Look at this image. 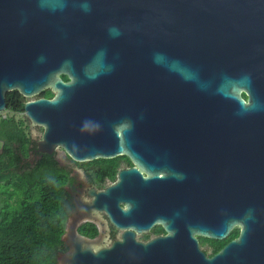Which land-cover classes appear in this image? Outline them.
Wrapping results in <instances>:
<instances>
[{
  "label": "water",
  "instance_id": "obj_1",
  "mask_svg": "<svg viewBox=\"0 0 264 264\" xmlns=\"http://www.w3.org/2000/svg\"><path fill=\"white\" fill-rule=\"evenodd\" d=\"M46 89L39 149L185 179L206 237L240 227L190 264H264V0H0V113Z\"/></svg>",
  "mask_w": 264,
  "mask_h": 264
},
{
  "label": "flooded vegetation",
  "instance_id": "obj_2",
  "mask_svg": "<svg viewBox=\"0 0 264 264\" xmlns=\"http://www.w3.org/2000/svg\"><path fill=\"white\" fill-rule=\"evenodd\" d=\"M29 134L33 146L23 170L52 168L57 175L48 188L61 187L45 197L48 211L41 215L40 226L52 235L44 242L46 264L199 263L239 237L238 225L223 239L201 232V209L190 204L185 179L148 172L129 157L77 162L63 148L39 149L42 136ZM133 169L138 173H129ZM155 174L164 179H152ZM178 174L187 176L184 170ZM174 184H182L181 194Z\"/></svg>",
  "mask_w": 264,
  "mask_h": 264
},
{
  "label": "trees",
  "instance_id": "obj_3",
  "mask_svg": "<svg viewBox=\"0 0 264 264\" xmlns=\"http://www.w3.org/2000/svg\"><path fill=\"white\" fill-rule=\"evenodd\" d=\"M53 96L52 89H46L38 98ZM5 101L12 116L0 119V264H46L44 242L52 235L40 226L41 215L48 211L43 209L45 197L50 191L61 192V187L48 188L57 175L52 168L23 170L33 141L29 127L13 115L23 113L26 100L15 90L6 93Z\"/></svg>",
  "mask_w": 264,
  "mask_h": 264
},
{
  "label": "rangeland",
  "instance_id": "obj_4",
  "mask_svg": "<svg viewBox=\"0 0 264 264\" xmlns=\"http://www.w3.org/2000/svg\"><path fill=\"white\" fill-rule=\"evenodd\" d=\"M38 97H34L32 99H25V100H33ZM8 116H12L11 114H8ZM14 118L18 121L24 122L29 127V132L33 133L34 136L38 139V137L42 136V130L39 129V126L34 125L31 121H29L24 115L21 114H14ZM0 148H1V142H0ZM2 207L1 198H0V209Z\"/></svg>",
  "mask_w": 264,
  "mask_h": 264
},
{
  "label": "built area",
  "instance_id": "obj_5",
  "mask_svg": "<svg viewBox=\"0 0 264 264\" xmlns=\"http://www.w3.org/2000/svg\"><path fill=\"white\" fill-rule=\"evenodd\" d=\"M8 114H11V112L8 111V110H5V111L1 112L0 113V119H4V118L8 117ZM20 114L24 115L23 113H20Z\"/></svg>",
  "mask_w": 264,
  "mask_h": 264
}]
</instances>
